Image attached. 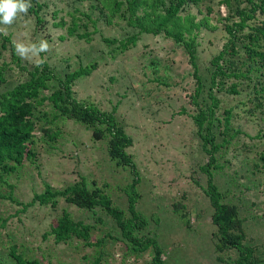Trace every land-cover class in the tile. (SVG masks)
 Listing matches in <instances>:
<instances>
[{
    "label": "rangeland",
    "instance_id": "374dc122",
    "mask_svg": "<svg viewBox=\"0 0 264 264\" xmlns=\"http://www.w3.org/2000/svg\"><path fill=\"white\" fill-rule=\"evenodd\" d=\"M30 2L42 23L28 11L18 14L13 24L0 25L6 29V34L0 32V71L5 78L0 94L26 80L37 59L43 60L39 67L46 64L61 78L94 66L73 82L71 90L78 102L111 113L131 138L126 151L138 179L132 189L134 176L110 159L106 139L94 141L90 130L59 115L49 100L38 104L34 156L10 174L0 173V264H16L11 248L37 264H151L153 247L135 251L115 220L100 208L79 209L60 196L54 198L55 206L34 200L47 186L54 192L81 182L89 190L100 189L126 220L131 218L129 195L136 193L134 209L144 224L133 228V236L156 242L163 264H230L237 253L222 254L225 261L219 262L213 246V207L206 194L210 176L222 202L237 207L244 244L255 247L264 259V95L256 99L248 79L237 81L236 93L229 91L233 79L222 91L213 89L218 104L212 128L217 149L208 168L209 156L192 119L199 107L196 103L203 109L211 105L210 61L226 43L225 26L238 19L235 11L243 6L241 0H229L228 5L224 0H200L178 13L193 24L203 23L183 38L195 48L196 68L184 43L163 33L139 34V28L129 24L130 17L134 23L136 15L143 14L141 8L128 18V13L122 16L90 0H37L43 5L39 9ZM167 4L165 0L154 6L150 0L146 6L156 7L158 13ZM259 19L264 17L256 13L253 22ZM73 20L80 25L70 34ZM132 35H136L134 43L122 48L121 42ZM2 36L10 38L6 49L1 47ZM41 40L49 49L38 57L23 59L15 50L19 42L35 43L39 49ZM10 43L17 59L11 56ZM195 69L204 86L198 101ZM63 212L89 227L87 240L72 236L55 241L52 227Z\"/></svg>",
    "mask_w": 264,
    "mask_h": 264
},
{
    "label": "trees",
    "instance_id": "16d2710c",
    "mask_svg": "<svg viewBox=\"0 0 264 264\" xmlns=\"http://www.w3.org/2000/svg\"><path fill=\"white\" fill-rule=\"evenodd\" d=\"M35 2L37 9L43 5ZM100 5L102 9L108 11H120L124 16L136 15L137 10L142 9L141 16L136 15L134 23L131 17L129 24L138 27V33H155L164 34L165 37H172L175 42L184 43V49L189 55L190 62L194 68L197 67L195 60V48L189 42H184L185 32L192 33L193 28H199L203 23L193 24L189 18H181L178 13L184 11V7L190 3H197L200 0H167L168 4L161 12H156L155 8L151 10L146 6L150 0H90ZM152 4L158 5L160 2L165 4V0H151ZM227 5L229 0H224ZM243 6H237L235 17L238 19L225 26V32L228 37L221 51L210 61L213 69L209 70V87L207 97L211 100V105L203 109L198 107L197 113L192 116L196 126L197 133L203 141V149L209 156L207 168L214 163L213 153L217 149L214 144L215 135L212 133L214 107L217 100L213 96V89L222 91L227 83L233 79L235 82L229 84V91L236 93L238 80L248 79L253 82L252 90L256 99L259 95H264V81L260 78L264 76V19L253 22L256 13L264 17V0H241ZM124 6V9L121 8ZM150 9L147 12L143 7ZM28 11L35 14L36 22L42 23L41 17L31 6ZM91 21L90 16L84 14ZM112 16V14H111ZM249 21H252L251 23ZM188 23V26L187 24ZM62 24V22H61ZM171 24L172 27L167 25ZM80 24L73 20L68 28L70 34H74ZM83 28L87 24L81 23ZM82 35H86L83 33ZM78 35V37H82ZM136 35H132L125 41L121 42V47L125 48L129 43H134ZM190 41L193 38L189 39ZM10 41L9 37L2 36V49H6V44ZM11 44V43H10ZM11 56L13 55V45H10ZM228 56V57H226ZM236 57V59H235ZM94 66L80 69L73 73L65 74L64 77H56L46 64L42 67H34L27 71L28 78L16 85L10 90L0 94V173L10 174L18 167L22 166L24 160L34 156L31 145L33 144L34 131L36 128V117L34 111L38 104L49 100L52 107L55 108L59 115L68 119L75 120L82 124L86 129L91 131L94 141L106 139L107 151L111 160L116 165L129 168L134 179L131 183L133 189L137 182L138 173L132 157L127 153V149L132 146L131 138L126 135L124 129L120 127L111 113H105L99 109L86 106L76 100L71 90L73 82L90 73ZM197 69H195L196 72ZM198 72V71H197ZM194 73L197 79L198 89L196 90L195 100L198 101L201 88H203V79ZM0 71V83H4ZM229 81V82H228ZM200 89V91H199ZM50 91L48 96L43 95V91ZM262 92V93H260ZM261 105V104H260ZM228 113V112H227ZM208 172V170H206ZM206 194L209 197L213 214L211 222L215 227L212 233L214 250L217 253V260L224 262L222 254L236 252V258L230 264H261L264 259L256 253V248L244 244L246 235L243 230V222L238 216V209L235 205L222 202V196L217 187L212 183L211 176L208 179V189ZM63 197L64 200L76 206L79 209L93 211L100 208L109 214L117 223L121 230L122 236L129 241L135 251H145L148 247H153V256L151 264H163L161 260L162 251L152 239L141 240L133 236V228L141 229L144 221L135 211L136 193L129 195L128 211L131 218L126 220L123 212L112 206L110 198L100 189L89 190L84 183H75L67 186L62 191H52L48 186L44 193L34 197L43 205L51 203L56 205L55 197ZM89 227L84 226L81 222L72 221L68 214L63 212L57 223L52 227V234L56 242H65L72 236L88 239ZM11 256L16 264H37L35 261H26L20 255L15 253L11 248Z\"/></svg>",
    "mask_w": 264,
    "mask_h": 264
},
{
    "label": "clouds",
    "instance_id": "9594fccd",
    "mask_svg": "<svg viewBox=\"0 0 264 264\" xmlns=\"http://www.w3.org/2000/svg\"><path fill=\"white\" fill-rule=\"evenodd\" d=\"M31 7L30 0H0V25H11L17 18L18 14L27 15ZM0 32L6 34V29L0 28ZM49 49L47 41H40V48H36L35 43L25 44L23 42L15 43L17 54L23 59L38 57L39 52H46ZM43 60L37 59V66L41 65Z\"/></svg>",
    "mask_w": 264,
    "mask_h": 264
}]
</instances>
